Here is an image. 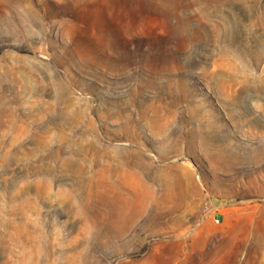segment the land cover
<instances>
[{
    "label": "rangeland",
    "instance_id": "1",
    "mask_svg": "<svg viewBox=\"0 0 264 264\" xmlns=\"http://www.w3.org/2000/svg\"><path fill=\"white\" fill-rule=\"evenodd\" d=\"M0 264H264V0H0Z\"/></svg>",
    "mask_w": 264,
    "mask_h": 264
}]
</instances>
